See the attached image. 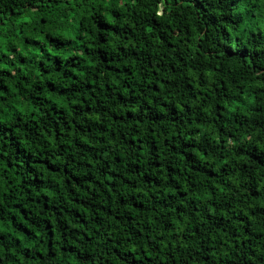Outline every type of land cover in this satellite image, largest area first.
I'll use <instances>...</instances> for the list:
<instances>
[{
  "label": "trees",
  "instance_id": "obj_1",
  "mask_svg": "<svg viewBox=\"0 0 264 264\" xmlns=\"http://www.w3.org/2000/svg\"><path fill=\"white\" fill-rule=\"evenodd\" d=\"M0 264H264V0H0Z\"/></svg>",
  "mask_w": 264,
  "mask_h": 264
}]
</instances>
